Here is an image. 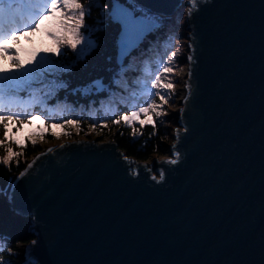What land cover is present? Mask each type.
<instances>
[{
    "label": "water",
    "instance_id": "95a60500",
    "mask_svg": "<svg viewBox=\"0 0 264 264\" xmlns=\"http://www.w3.org/2000/svg\"><path fill=\"white\" fill-rule=\"evenodd\" d=\"M130 1L149 17L108 0L116 66L154 16L183 8L168 156L126 161L112 139L32 154L0 186L8 209L28 218L17 264L29 247L38 264H264V0H198L191 17L189 0ZM117 5L144 21L138 33L124 35ZM177 133V164L160 163L175 158Z\"/></svg>",
    "mask_w": 264,
    "mask_h": 264
},
{
    "label": "trees",
    "instance_id": "16d2710c",
    "mask_svg": "<svg viewBox=\"0 0 264 264\" xmlns=\"http://www.w3.org/2000/svg\"><path fill=\"white\" fill-rule=\"evenodd\" d=\"M83 1L87 4L88 14L84 18L86 27L81 28L80 33L90 36L96 46L83 57L74 56L70 61L53 66L44 64L41 69L37 68L38 71L33 73L32 79L10 90L7 95L0 96V103L8 112L6 114H21V120L6 121L9 127L13 130L18 128V131L13 133L0 125V140H5V144L0 145V157L7 155V148L19 153L13 157L9 166L0 164L1 187L12 173L22 168L27 158L38 151L37 145L23 134L26 125L28 127L29 112L37 115L42 125L40 133L44 138L50 137L49 126L52 123L64 124L66 121H73L82 132L91 129L100 134L94 136V139L104 134L108 136L113 130L111 139L117 148L136 160H147L164 149L162 137L166 130L161 122L173 117L157 118L150 112L155 129L152 124H140L141 120L148 119L143 113L134 118L131 125L125 124L122 117L145 106L148 100L155 101V92L146 89L144 84L148 77L153 75L157 57L159 59L162 54L171 52L161 65L174 66L175 57L171 55L177 47L174 42L177 37L175 31L181 26L183 8L180 6L168 16H154V26L142 37L135 49L124 57L122 63L116 66L113 54L117 25L107 18L108 0H80ZM122 1L126 2L133 12L149 17L130 0ZM69 12L70 10L67 15ZM15 13L17 16L26 15L23 6H17ZM3 19L12 27L18 26L11 17ZM63 31L64 28L52 35L59 36ZM65 35L67 34L64 32L60 40L66 39ZM67 50L69 55L73 56L69 47ZM97 81L102 87L94 86ZM23 97H26V102L16 100ZM118 119L120 123H115ZM134 130L136 135H133ZM27 223V217L14 214L8 209L5 198L0 193V244L3 245L0 248L1 259L5 258L10 264L18 263L17 255L10 250L16 248V244L29 240L30 237L24 232ZM0 264H3L2 260Z\"/></svg>",
    "mask_w": 264,
    "mask_h": 264
},
{
    "label": "snow or ice",
    "instance_id": "6c2138e0",
    "mask_svg": "<svg viewBox=\"0 0 264 264\" xmlns=\"http://www.w3.org/2000/svg\"><path fill=\"white\" fill-rule=\"evenodd\" d=\"M190 7L188 9V16L191 17L193 12L196 11L198 0H189ZM17 6H23V11L26 15L22 14L17 16L15 13V9ZM70 10L71 15H67V11ZM59 12V17H56V13ZM88 14L86 7L84 4L80 2V0H0V18H8L11 17L12 21L18 24L17 27H12L10 23H4L0 20V59L8 58V63L10 67L5 68L0 66V93H3L7 90L16 89L22 83L27 82L28 80L33 78V73L37 72V68H26L25 62L19 60V58L15 55L9 56V54L13 53V49L4 43L5 40H11L14 43L18 42L19 35L22 31H27L29 33L35 32L39 27V20L46 19L49 16L56 17V19L60 22V27L68 28V31L71 32L72 38L69 40H60V43H67L69 46L76 50L77 46L79 50L77 52L78 57H83L88 51L93 49L96 44L95 41L92 40L88 36H84L80 33L81 28H85L84 18ZM114 17L119 20L124 29V35L126 37H130L132 33H138L139 26L144 23L142 20L136 19L132 13L127 12L126 10L121 9L118 5L113 10ZM75 21L74 26L68 27V21ZM22 21H27L22 22ZM130 40V39H128ZM125 41L124 48L126 49V53L128 49L131 47L128 45L127 41ZM122 47V45H121ZM191 47V45H190ZM46 51H54L53 49H48ZM55 51H59L56 49ZM125 53V54H126ZM175 55V54H173ZM36 54L33 53V59H35ZM189 61L193 59L192 56L188 57ZM32 61H28L31 63ZM163 73H171L173 69L171 67H164L159 70ZM161 77L159 74H156L155 80H153L152 86L154 88H163L165 93H168L169 89H172L171 83L161 84L159 83ZM94 86L102 87L99 81L94 82ZM98 87V88H99ZM187 87V85H186ZM174 91V89H173ZM156 96L160 97V104L155 103L153 100H148L145 102V106L139 107L136 111H132L130 114H126L122 117L125 124L131 125L133 119L138 117L139 114L143 113L148 119L141 120L140 124L143 125L145 123L152 124L155 129V124L152 120V117L149 115L150 112L154 113V115L159 118L162 115V111L158 109H162L163 105L168 102V98L170 95L162 94L160 91L155 93ZM187 99V97H185ZM183 112V109H181ZM166 114V113H164ZM27 119L31 121V115L27 116ZM8 120H21L20 113H13L11 115L6 114L5 107L2 103H0V125H3L4 129L7 130ZM66 123H73L71 121H66ZM115 123H120V120H116ZM136 131H133V135H136ZM155 134V132H153ZM179 135L177 133V141H175L172 145L173 155L175 158H169L163 162L165 164H177L180 153L176 151V144L178 143ZM33 144L36 142L33 140ZM5 140H0V145H4ZM63 147V145L61 146ZM7 155L0 157V164L4 166H9L10 162L13 160V157L19 155V153H15L11 148H7ZM49 152L52 149H48ZM126 161H128V157H123ZM129 163H132L129 161ZM32 164L28 165V168H31ZM147 167V166H146ZM26 168L23 172L20 173L19 176L16 177V180H19L21 176H24L28 171ZM135 174V171L133 172ZM153 179H157L155 176ZM165 173L163 170L160 172L159 181L164 180ZM14 187V185H11ZM3 191V190H0ZM36 241H32V245H35ZM3 245L0 244V248ZM26 252V264H38V261H35L31 258L30 247L25 249ZM3 264H10V262H3Z\"/></svg>",
    "mask_w": 264,
    "mask_h": 264
},
{
    "label": "rangeland",
    "instance_id": "374dc122",
    "mask_svg": "<svg viewBox=\"0 0 264 264\" xmlns=\"http://www.w3.org/2000/svg\"><path fill=\"white\" fill-rule=\"evenodd\" d=\"M85 5L87 9L86 2H81ZM60 13H56V17H59ZM68 15H71V12L68 13ZM56 17L49 16L46 19L39 20L40 27L32 33H29L27 31H22L19 35L18 42H13L10 40H5L4 43L11 47L13 49V53L9 54V56L15 55L19 58L20 61L25 62L26 68H39L41 69L44 64L47 65H56L63 63L64 61H70L73 59L74 56H77V52L79 50L80 46H77V49H72L69 44L67 43H58L60 41V38H62V34L65 32L67 35L66 39L63 40H69L72 38V34L70 31H68V28H64V31L61 35H52L59 33L62 31V28L60 27V22L56 19ZM1 18L0 20H2ZM5 23V19L2 20ZM75 21H68V27L74 26ZM181 23V18H180ZM181 32V26L178 27L175 31L176 36L174 38V42L177 44V47L173 54L171 55L175 57L174 66H171L173 71L171 73H163L160 72V69H163L164 66L161 64L165 61V58L169 56V53L166 52L165 54H162L159 59L158 57L155 59L156 62V68L153 72V75L148 77L149 79L144 84V87L150 91H154L155 93L157 91H160L162 94L170 95V98H168V102L163 105L162 109H158L162 111L161 116H167L169 118H172L173 116L170 115V112L175 110L178 107L177 99L180 97L181 94V88L183 83V73L185 72V65L182 62H179V57L182 55V53L185 51L184 49V41L186 40L183 37H180L179 34ZM85 36V35H84ZM179 36V37H178ZM90 37V36H88ZM91 38V37H90ZM70 48L73 56L69 55L67 48ZM48 49H53L54 51H46ZM56 49H59V51H55ZM33 53L36 54L35 59H33ZM78 57V56H77ZM178 58V59H177ZM28 61H32L31 63H28ZM0 66H3L5 68L10 67V64L8 63V58L0 59ZM156 74H159L161 77V80L159 83L165 84V83H171L172 89L168 90V93L164 92L163 88H154L152 87L153 80H155ZM50 76V75H49ZM174 89V91H173ZM13 90V89H11ZM10 90H7L3 93H0V96H5L8 94ZM153 92V93H154ZM155 103L160 104V97L156 96ZM18 102H26V97L23 98H16ZM6 112V111H5ZM8 113V112H6ZM152 113V112H151ZM166 113V114H164ZM28 115H31V121H28V127L26 125L25 130L23 131V134L28 137L30 141H35L38 150H41L42 148H45L46 146L55 144L57 142L61 141H70V140H79V139H86V140H93L94 142H102L111 139V136L113 135V130H111L106 136L105 134L100 136L98 139H94V136L100 135L97 132L92 131L91 129H88L87 131H80L78 126L73 123H52L49 126V132L50 137L44 138L42 136L41 129L42 125L39 119L37 118V115L33 114V112L27 113ZM154 114V113H153ZM27 115V116H28ZM162 127L164 130H166V133L164 137H162V140L164 142L163 148L160 153L153 154L152 156H155L157 158L160 157H167V144L171 141L170 133L172 131V128L175 126V123L172 119L163 120L161 122ZM9 125V123L7 124ZM21 128H24L21 126ZM7 131L15 132L18 131V128L16 130H13L11 127H7ZM150 158V157H149ZM148 158V159H149ZM145 160V161H148ZM20 243L16 244V248L11 249V253H15L17 255V260L19 261L18 253L20 251ZM5 260V258H0V261Z\"/></svg>",
    "mask_w": 264,
    "mask_h": 264
},
{
    "label": "bare ground",
    "instance_id": "6f19581e",
    "mask_svg": "<svg viewBox=\"0 0 264 264\" xmlns=\"http://www.w3.org/2000/svg\"><path fill=\"white\" fill-rule=\"evenodd\" d=\"M181 93H182V89H181ZM80 140V139H79Z\"/></svg>",
    "mask_w": 264,
    "mask_h": 264
}]
</instances>
